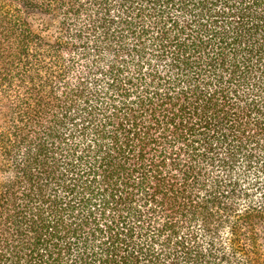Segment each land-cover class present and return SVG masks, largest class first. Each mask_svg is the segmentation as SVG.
Segmentation results:
<instances>
[{"label": "trees", "instance_id": "trees-1", "mask_svg": "<svg viewBox=\"0 0 264 264\" xmlns=\"http://www.w3.org/2000/svg\"><path fill=\"white\" fill-rule=\"evenodd\" d=\"M0 264H264V0H0Z\"/></svg>", "mask_w": 264, "mask_h": 264}]
</instances>
